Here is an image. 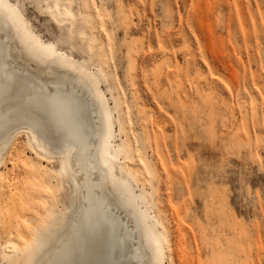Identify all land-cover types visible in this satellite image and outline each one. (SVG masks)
Returning <instances> with one entry per match:
<instances>
[{
	"label": "rangeland",
	"instance_id": "rangeland-1",
	"mask_svg": "<svg viewBox=\"0 0 264 264\" xmlns=\"http://www.w3.org/2000/svg\"><path fill=\"white\" fill-rule=\"evenodd\" d=\"M7 1L47 61L63 56L98 77L108 172L162 239V264H264V0ZM52 5L73 23H57ZM16 137L0 156V225L12 216V227L14 184L39 212V162L58 181V208L73 197L63 158ZM141 157V179L120 167Z\"/></svg>",
	"mask_w": 264,
	"mask_h": 264
},
{
	"label": "bare ground",
	"instance_id": "bare-ground-1",
	"mask_svg": "<svg viewBox=\"0 0 264 264\" xmlns=\"http://www.w3.org/2000/svg\"><path fill=\"white\" fill-rule=\"evenodd\" d=\"M49 13L59 24L73 23L56 6ZM21 21L8 1L0 0V156L19 132L29 133L39 155L63 158L58 174L72 182L73 197L69 208H58V181L44 162L37 164L43 187L37 214L14 184L8 201L19 221L12 227L11 216L0 225V263L162 264V239L147 229L131 193L108 172L112 163L104 151L111 146L103 137L111 114L98 77L63 56L47 61L41 54L51 51ZM155 72L156 77L159 69ZM143 160L120 167L141 179Z\"/></svg>",
	"mask_w": 264,
	"mask_h": 264
}]
</instances>
